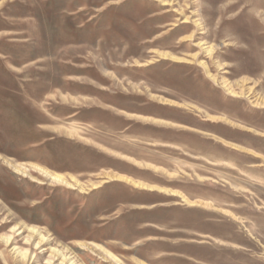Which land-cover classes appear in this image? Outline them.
I'll list each match as a JSON object with an SVG mask.
<instances>
[{"label": "rangeland", "instance_id": "374dc122", "mask_svg": "<svg viewBox=\"0 0 264 264\" xmlns=\"http://www.w3.org/2000/svg\"><path fill=\"white\" fill-rule=\"evenodd\" d=\"M0 264H264V0H0Z\"/></svg>", "mask_w": 264, "mask_h": 264}, {"label": "bare ground", "instance_id": "6f19581e", "mask_svg": "<svg viewBox=\"0 0 264 264\" xmlns=\"http://www.w3.org/2000/svg\"><path fill=\"white\" fill-rule=\"evenodd\" d=\"M58 256V255H57ZM112 259L114 260V261H117L118 262V260H117V258L115 257V256H112Z\"/></svg>", "mask_w": 264, "mask_h": 264}]
</instances>
